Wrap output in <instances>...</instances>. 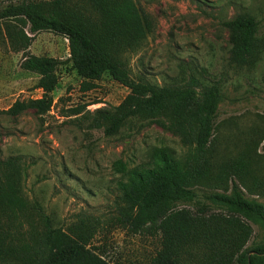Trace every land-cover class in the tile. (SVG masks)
<instances>
[{
  "label": "trees",
  "instance_id": "16d2710c",
  "mask_svg": "<svg viewBox=\"0 0 264 264\" xmlns=\"http://www.w3.org/2000/svg\"><path fill=\"white\" fill-rule=\"evenodd\" d=\"M223 26L231 35L232 64L255 68L264 54L256 17L242 12ZM153 28V18L136 0H27L0 8L1 42L23 54L21 68L39 76L37 86L43 91L39 99L17 100L0 109V118L28 111L39 118L47 115L61 73L70 65L88 90L105 74L130 90L113 111H96L95 128L114 136L134 123L155 125L179 136L187 149L182 156L155 149L147 165L131 169L116 162L123 179L113 214L82 213L67 227L57 226L40 201L26 193L25 158L0 157V264H122L107 260L94 246L111 226L158 239L160 247L147 264H264V244L248 246L253 224L264 226V205L247 198L264 196V160L253 152L264 142V135L257 141L263 130L255 129L256 137L239 154L222 153L216 138L220 79L208 81L194 73L184 77L182 71L180 80L164 86L134 80L125 57L143 47ZM41 32L66 37L70 58L31 54L32 41ZM200 190L219 211L181 206L195 201Z\"/></svg>",
  "mask_w": 264,
  "mask_h": 264
},
{
  "label": "rangeland",
  "instance_id": "374dc122",
  "mask_svg": "<svg viewBox=\"0 0 264 264\" xmlns=\"http://www.w3.org/2000/svg\"><path fill=\"white\" fill-rule=\"evenodd\" d=\"M27 0H0V8ZM53 1V0H37ZM75 4L78 0H69ZM154 20L153 34L137 52L126 55L131 77L164 86L194 73L201 79L221 80L223 99L218 108L216 138L222 153L237 155L247 147L253 131L264 135V54L253 69H240L231 62V35L223 23L242 12L252 14L264 34V0H136ZM27 34L33 37L27 29ZM36 56L61 61L70 58L69 41L54 32L37 34L30 47ZM23 54L14 52L0 38V109H9L17 100L39 99V76L21 68ZM76 71L63 69L53 92L52 110L43 118L33 111L18 118H0L2 159L22 156L28 165L25 191L37 199L57 226L67 227L82 213L110 217L119 195L122 174L115 163L128 169L147 165L155 149H168L178 156L186 153L179 136L158 126H126L114 136L95 128L96 111H113L130 90L105 74L88 90ZM81 111L80 114H76ZM252 148V147H251ZM264 160V142L253 146ZM205 190L182 207L219 211L208 201ZM264 205V196H249ZM97 236V252L113 262L147 264L160 247L158 239L132 235L115 226ZM254 236L248 246L264 244V226L253 224Z\"/></svg>",
  "mask_w": 264,
  "mask_h": 264
}]
</instances>
